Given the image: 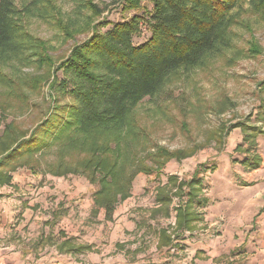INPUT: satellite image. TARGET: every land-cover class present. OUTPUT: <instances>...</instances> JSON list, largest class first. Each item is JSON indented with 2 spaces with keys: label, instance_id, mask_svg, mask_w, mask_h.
Segmentation results:
<instances>
[{
  "label": "rangeland",
  "instance_id": "1",
  "mask_svg": "<svg viewBox=\"0 0 264 264\" xmlns=\"http://www.w3.org/2000/svg\"><path fill=\"white\" fill-rule=\"evenodd\" d=\"M12 1L19 10L34 7L41 9L37 13L44 12L43 17L30 14L21 19L25 31L47 44L56 66L87 41L100 22L119 23L143 14L124 13L123 0ZM241 1L232 49L204 68L180 72L134 110L142 139L122 141L123 151L115 161L126 199L118 196L111 209L102 207L98 193L103 176L93 171L92 183L90 172L85 175L76 167L85 157L68 148V141L47 139L51 143L47 149L5 169L11 176L38 177L34 184L38 189L58 187L55 191L61 192L23 196L48 227L41 241L51 248L47 254L55 253L53 244L61 241V233L77 235L82 248L77 254H93L95 264H195V257L201 264H264L262 225L253 216H240V224L230 216L233 203L247 197L250 181L264 178V10L256 12L250 0ZM144 7L152 8L148 3ZM142 34L136 45L150 38L147 29ZM34 61L22 57L0 65L8 79L0 83V143L8 124L23 132L20 141L28 139L55 110L61 119L74 105L71 96L51 87L52 71ZM160 150L174 157L159 159ZM58 167L67 176L55 177ZM75 168L84 176L70 172ZM37 199L38 204L33 201ZM54 202L61 205L55 208ZM187 208L196 217L189 226L179 223ZM163 231H168V243L160 240Z\"/></svg>",
  "mask_w": 264,
  "mask_h": 264
},
{
  "label": "trees",
  "instance_id": "2",
  "mask_svg": "<svg viewBox=\"0 0 264 264\" xmlns=\"http://www.w3.org/2000/svg\"><path fill=\"white\" fill-rule=\"evenodd\" d=\"M250 2L256 12L264 10V0ZM145 3L152 8H145ZM242 3L241 0H123L124 13L143 14L119 23L100 22L93 35L75 46L70 56L56 66L47 44L25 31L21 19L30 14L43 17L44 12L37 13L41 9L34 7L19 10L12 0H0V65L22 57L34 58V62L52 71L51 87L58 86L57 93L71 96L74 101L64 114L67 117L59 119L62 115L55 110L56 114L28 139L20 141L23 132L12 123L7 125L0 143V185L12 180L6 168L41 153L51 144L47 139H53L55 143L68 141V148L77 149V154L85 157L76 167L84 170L85 175L90 172L92 183L96 180L93 171L103 176V187L98 193L104 201L102 207L111 209L118 196L126 199L120 188L122 172L115 161L123 151L122 141L139 143L142 139L133 118L134 110L145 99L158 95L180 72L204 68L213 58L232 49V30L243 12ZM91 8L102 15L97 6ZM144 28L150 32V38L136 45L135 39L143 35ZM7 81L0 72V83ZM110 142L115 145L112 147ZM160 151L159 159L174 157L166 150ZM144 168L150 170L148 166ZM61 169L53 171L55 177L67 176L61 175ZM63 169L69 172V168ZM15 170L17 167L12 169ZM70 172L84 176L76 168ZM195 218L187 208L179 223L189 226ZM160 240L170 241L168 231L162 232ZM64 248L58 250L62 252Z\"/></svg>",
  "mask_w": 264,
  "mask_h": 264
},
{
  "label": "crops",
  "instance_id": "3",
  "mask_svg": "<svg viewBox=\"0 0 264 264\" xmlns=\"http://www.w3.org/2000/svg\"><path fill=\"white\" fill-rule=\"evenodd\" d=\"M11 177L12 180L9 184L0 185V264H79L85 257L83 263L95 264L93 254L88 256L77 254L78 248H81L78 245V240L75 239L77 235H73L74 238L63 237L60 233L61 241L53 244L55 253L51 251L49 254L46 253V250H51V248L48 247V243L41 241L46 237L43 230H48V227H44L42 223L43 216L41 217L40 213L37 214L31 209L32 201L27 203L29 199H25L23 196L34 195L36 192L39 195L44 192L42 190L51 191V188L39 187L40 190L36 188L34 184L40 180L38 177L30 175ZM253 181H250L251 186L247 185L245 188V192L248 193L247 197L241 202L233 203L234 210L231 211L230 216L238 224L241 223L238 221L240 216H253L262 225L264 232V185H262L264 178L258 177V181L253 178ZM254 187L257 188V191L254 190ZM56 189L58 187H55L50 194L56 196L61 193L55 191ZM41 198V202H45L44 197ZM68 200L71 201L72 198ZM33 201L39 203L38 199ZM25 205L29 208L23 209ZM52 205L56 208L61 205V202H54ZM31 212L32 214H30ZM63 246L65 247L64 253H61L58 249ZM201 263V259L195 257V264Z\"/></svg>",
  "mask_w": 264,
  "mask_h": 264
},
{
  "label": "built area",
  "instance_id": "4",
  "mask_svg": "<svg viewBox=\"0 0 264 264\" xmlns=\"http://www.w3.org/2000/svg\"><path fill=\"white\" fill-rule=\"evenodd\" d=\"M263 209H264V203H263Z\"/></svg>",
  "mask_w": 264,
  "mask_h": 264
}]
</instances>
